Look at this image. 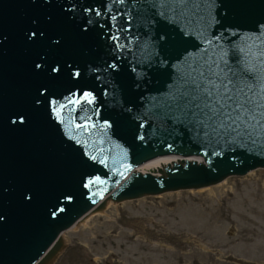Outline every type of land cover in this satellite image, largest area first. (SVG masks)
Segmentation results:
<instances>
[{
	"label": "water",
	"instance_id": "1",
	"mask_svg": "<svg viewBox=\"0 0 264 264\" xmlns=\"http://www.w3.org/2000/svg\"><path fill=\"white\" fill-rule=\"evenodd\" d=\"M239 48L264 60V0L175 13L159 0H0V264H54L61 234L107 202L264 168V136L215 133L171 98L189 63L236 65Z\"/></svg>",
	"mask_w": 264,
	"mask_h": 264
},
{
	"label": "rangeland",
	"instance_id": "2",
	"mask_svg": "<svg viewBox=\"0 0 264 264\" xmlns=\"http://www.w3.org/2000/svg\"><path fill=\"white\" fill-rule=\"evenodd\" d=\"M63 238L54 264H264V168L200 189L107 202Z\"/></svg>",
	"mask_w": 264,
	"mask_h": 264
},
{
	"label": "snow or ice",
	"instance_id": "3",
	"mask_svg": "<svg viewBox=\"0 0 264 264\" xmlns=\"http://www.w3.org/2000/svg\"><path fill=\"white\" fill-rule=\"evenodd\" d=\"M159 2L175 13L177 7L186 5L188 0ZM36 35L33 32L29 38ZM237 52L241 55L237 56L236 65L228 62L226 54L220 59L206 56L189 63L185 71L178 74L171 98L186 118L211 128L215 133L223 131L247 138L264 136V60L253 63L242 55L243 48ZM35 67L39 69L41 65ZM50 71L59 73L61 68L56 65ZM72 74L79 76L75 70Z\"/></svg>",
	"mask_w": 264,
	"mask_h": 264
},
{
	"label": "bare ground",
	"instance_id": "4",
	"mask_svg": "<svg viewBox=\"0 0 264 264\" xmlns=\"http://www.w3.org/2000/svg\"><path fill=\"white\" fill-rule=\"evenodd\" d=\"M173 160H176L174 156L158 157L157 160H152V162L149 165H142V166L138 167L137 170H140L143 172H146V171L156 172L158 170V168L164 166L165 164L171 163V161H173ZM63 233L61 234V237H63Z\"/></svg>",
	"mask_w": 264,
	"mask_h": 264
}]
</instances>
